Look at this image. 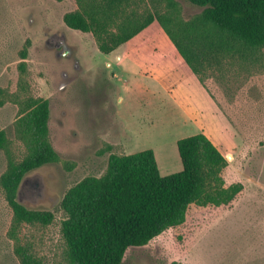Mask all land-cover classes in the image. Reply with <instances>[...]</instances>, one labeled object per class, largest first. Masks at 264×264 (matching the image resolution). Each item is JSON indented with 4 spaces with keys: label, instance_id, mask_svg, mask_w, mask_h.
I'll return each mask as SVG.
<instances>
[{
    "label": "rangeland",
    "instance_id": "1",
    "mask_svg": "<svg viewBox=\"0 0 264 264\" xmlns=\"http://www.w3.org/2000/svg\"><path fill=\"white\" fill-rule=\"evenodd\" d=\"M177 1L185 20L203 10ZM154 4L166 10L157 0H137L134 8L146 11ZM78 8L77 0H0V129L8 137L7 147H0V176L9 158L26 154L15 123L30 97L49 99L50 138L61 157L30 171L19 190L21 202L51 210L53 221L24 222L17 239L9 232L13 211L0 184V264H21L17 241L43 264H70L61 231L67 191L104 174L111 153L152 148L162 175L179 171L177 140L199 132L227 157L226 184L240 181L243 189L229 204H191L183 223L130 246L122 264H264V62L248 67L224 61L209 72L206 86L201 83L211 98H189L180 76H173L178 87L168 89L144 70L135 51L127 55L126 44L106 55L93 32L69 27L64 15ZM150 27L158 32L160 23ZM157 32L148 43L147 56L154 58L162 57L156 44L165 34Z\"/></svg>",
    "mask_w": 264,
    "mask_h": 264
},
{
    "label": "trees",
    "instance_id": "2",
    "mask_svg": "<svg viewBox=\"0 0 264 264\" xmlns=\"http://www.w3.org/2000/svg\"><path fill=\"white\" fill-rule=\"evenodd\" d=\"M203 7L185 20L177 0H157L146 11L134 8L137 0H77L79 8L65 13V23L93 32L99 49L110 53L157 20L201 83L227 60L242 65L264 62V0H188ZM28 54V42L21 52ZM26 62L20 63L24 71ZM50 101L30 97L21 108L15 127L26 147L21 160L9 158L0 184L13 211L10 235L26 223L50 224L51 210L26 206L19 199L25 176L61 160L50 138ZM8 137L0 129V147ZM183 168L162 175L155 151L147 148L127 154L111 153L101 176L90 175L70 188L62 201L66 217L61 231L70 264H122L130 246H143L166 229L186 220L191 204H229L243 189L242 182L226 184L222 175L228 159L204 132L177 140ZM21 264H43L31 249L17 241Z\"/></svg>",
    "mask_w": 264,
    "mask_h": 264
},
{
    "label": "crops",
    "instance_id": "3",
    "mask_svg": "<svg viewBox=\"0 0 264 264\" xmlns=\"http://www.w3.org/2000/svg\"><path fill=\"white\" fill-rule=\"evenodd\" d=\"M152 23L148 25L147 27H150ZM146 28H144L136 36H133V38L129 39L127 42L124 43L126 44L125 50L127 51V55H129L131 51L133 52L135 51L136 56H137L136 58H139L141 60V64L143 65L144 70L147 71L148 69V74L158 79L162 83L166 84L168 89H169V86L174 87V88L178 87V82H177L178 80L175 77H173L174 75H177L181 77L180 79L181 82L183 81V83H185L183 87H182V84H180V87H182L183 91L186 92L185 93L186 96H188L189 98H193L194 96L192 94H195V95L200 94L201 97L203 95V96H207L210 99L211 97L206 92L199 78L192 71L190 66L185 61V59L181 56L176 46L171 41V39L169 38V36L167 35V33L165 32V30L162 28L161 25L158 28V32L159 33L163 32L165 34L161 35V38H162V41H160L161 43L157 42V44L156 43L155 44L157 45V47L159 48V51L161 52L160 56H162L163 59H166V60L159 61L160 59L162 60V57H158V55L155 56V58L154 56L152 57L153 54L150 56H147L148 54H151L150 47L153 46L151 45L149 47V44H148L151 38V35L155 34L157 31H153V29L151 30L149 28L147 29ZM110 53H104V54L108 55ZM149 57H152V58H149ZM148 62H150V64H147ZM190 84H192L195 88H199V91L195 93L194 92L191 93L192 90L190 88Z\"/></svg>",
    "mask_w": 264,
    "mask_h": 264
},
{
    "label": "water",
    "instance_id": "4",
    "mask_svg": "<svg viewBox=\"0 0 264 264\" xmlns=\"http://www.w3.org/2000/svg\"><path fill=\"white\" fill-rule=\"evenodd\" d=\"M50 113H51V109H50Z\"/></svg>",
    "mask_w": 264,
    "mask_h": 264
}]
</instances>
